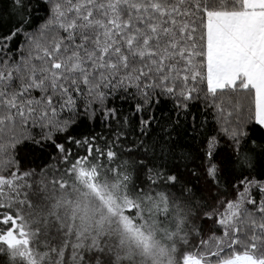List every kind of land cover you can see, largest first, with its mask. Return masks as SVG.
I'll return each mask as SVG.
<instances>
[{"label": "snow or ice", "instance_id": "1", "mask_svg": "<svg viewBox=\"0 0 264 264\" xmlns=\"http://www.w3.org/2000/svg\"><path fill=\"white\" fill-rule=\"evenodd\" d=\"M0 264H264V0H7Z\"/></svg>", "mask_w": 264, "mask_h": 264}, {"label": "trees", "instance_id": "2", "mask_svg": "<svg viewBox=\"0 0 264 264\" xmlns=\"http://www.w3.org/2000/svg\"><path fill=\"white\" fill-rule=\"evenodd\" d=\"M7 5V0H0V8H3ZM195 110V108H194ZM159 115V112L157 113ZM95 131H100L99 127H96ZM250 131L253 133L254 137L258 138L261 135V132L258 128H252ZM90 132H92V125L90 123L88 124H81L76 129V136L77 138H81L80 134L87 135ZM76 150L75 148L73 149ZM18 154L20 157H22L26 162H31L34 157L38 156V153H34L32 151V146L30 143H25L19 146L18 148ZM37 163H39V159L36 160ZM191 167V165H190ZM195 182V181H194Z\"/></svg>", "mask_w": 264, "mask_h": 264}]
</instances>
